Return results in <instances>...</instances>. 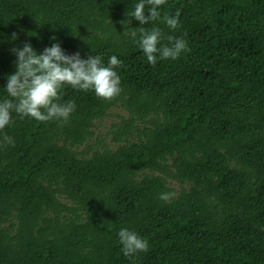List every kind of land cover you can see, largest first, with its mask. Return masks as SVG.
<instances>
[{
	"label": "trees",
	"instance_id": "1",
	"mask_svg": "<svg viewBox=\"0 0 264 264\" xmlns=\"http://www.w3.org/2000/svg\"><path fill=\"white\" fill-rule=\"evenodd\" d=\"M134 2L0 0V85L13 45L52 36L123 61L118 95L65 86L67 122L14 114L3 130L15 143L0 147V264H264V0H166L187 51L156 65L125 39ZM115 107L109 143H91ZM121 226L148 250L123 256Z\"/></svg>",
	"mask_w": 264,
	"mask_h": 264
},
{
	"label": "clouds",
	"instance_id": "2",
	"mask_svg": "<svg viewBox=\"0 0 264 264\" xmlns=\"http://www.w3.org/2000/svg\"><path fill=\"white\" fill-rule=\"evenodd\" d=\"M165 3L166 0H135L123 24L127 28L125 39L143 53L150 65L160 60H175L187 51L183 34H173L181 25L179 9L161 16V6ZM128 17L138 23L131 26ZM161 19L169 31L165 32L155 23ZM16 37L13 31L9 39ZM50 39L53 41L50 46L45 45L40 51L29 42L10 49L15 55L14 71L7 73L6 83L0 85L6 93L0 96V147L15 143L11 135L3 132L12 126L14 114L18 119L67 122L76 104L72 99L62 100L65 86L91 91L105 100L121 92V77L116 69L123 61L116 54L108 56L106 62L99 54L82 57L79 51L66 53L55 36ZM175 195L171 191L161 192L159 199L167 202ZM116 236L122 255L130 259L149 248L148 240L127 226L119 227Z\"/></svg>",
	"mask_w": 264,
	"mask_h": 264
},
{
	"label": "rangeland",
	"instance_id": "3",
	"mask_svg": "<svg viewBox=\"0 0 264 264\" xmlns=\"http://www.w3.org/2000/svg\"><path fill=\"white\" fill-rule=\"evenodd\" d=\"M111 114L105 117L102 121L96 123L94 128V136L91 138V143H95L96 140H104L106 143H109V137L107 136V131L111 128L114 122L119 120L118 114L126 115L119 107L112 108L109 111ZM95 147H100V144L94 145ZM177 188V185H173Z\"/></svg>",
	"mask_w": 264,
	"mask_h": 264
}]
</instances>
